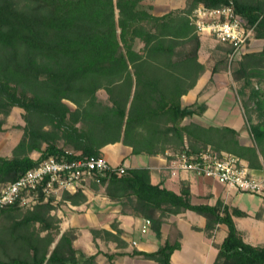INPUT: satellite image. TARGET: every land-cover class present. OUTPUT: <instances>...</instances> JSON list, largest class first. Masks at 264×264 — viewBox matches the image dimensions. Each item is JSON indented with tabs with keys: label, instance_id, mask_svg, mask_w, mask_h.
Wrapping results in <instances>:
<instances>
[{
	"label": "trees",
	"instance_id": "trees-1",
	"mask_svg": "<svg viewBox=\"0 0 264 264\" xmlns=\"http://www.w3.org/2000/svg\"><path fill=\"white\" fill-rule=\"evenodd\" d=\"M201 4H232L252 37L264 39V0H187L185 8L163 15L153 14L147 0H0V115L20 107L25 121L13 156L0 154V184L47 158L103 155L102 148L116 142L132 147L133 154L157 156L169 147L173 155L184 150L187 138L194 152L211 146L264 168V45L245 52L231 71L241 82L236 92L252 146L241 144L233 127L184 123L206 109L182 99L209 69L199 59L202 40L190 18ZM218 48L212 73L224 71L233 53L231 44ZM100 185L124 213L150 220L157 237L166 216L187 210L206 218L208 235L225 223L228 233L213 264H264V243L245 241L234 221L246 212L221 200L194 204L186 182L177 193L152 183L149 167H126L92 183ZM40 195L31 209L19 203L0 209V264H97L96 255L74 246V227L61 233L53 196ZM62 199L78 204L86 196L81 188L65 191ZM180 247V240L166 241L155 251L133 254L172 264Z\"/></svg>",
	"mask_w": 264,
	"mask_h": 264
},
{
	"label": "crops",
	"instance_id": "crops-1",
	"mask_svg": "<svg viewBox=\"0 0 264 264\" xmlns=\"http://www.w3.org/2000/svg\"><path fill=\"white\" fill-rule=\"evenodd\" d=\"M173 1L176 2L174 6ZM147 3L152 5V12L155 15H163L173 9L187 6V0H147ZM255 40L261 42V47L256 49L259 51L264 45V39L255 38ZM201 52L202 45L199 51L200 61H202ZM209 70L205 71L195 87L182 98L185 105L196 102L206 104L205 111L193 115L191 120L203 125L233 127L240 133L241 144L252 146L254 142L247 127L241 100L236 91L229 89L230 76L222 71L212 73ZM221 76L226 77L224 84L220 83L219 77ZM236 107L242 117L239 124L238 119L232 117L234 113H238ZM232 121L233 124L230 125ZM102 153L113 164H123L125 167H149L152 183L162 182L163 186L177 193L180 192L182 183L186 182L190 186L194 204L214 205L221 200L231 208H239L246 212V215L234 216V221L245 241L253 245L264 243V193L249 194L262 197L260 198L262 200L260 209L255 210L248 205L234 203L235 189L214 179L201 177L192 172L173 173L167 168L166 154L146 155L148 161L143 163L144 165H135L129 164L126 158L128 155L134 157L141 156V154H133L132 147L122 142L107 144L102 148ZM157 159L159 163L155 164ZM260 160L263 162L262 155H260ZM253 169L257 171L260 168ZM83 193L86 200L82 203L75 204L70 200L62 199L63 203L57 208L54 207L52 213L60 219L61 233L70 227L76 229L74 246L86 255H96L97 264H110L111 262L115 264H156L154 260L134 255L133 252L135 250L152 252L166 241L175 242L176 240H180L181 247L172 253V264H213L218 253V244L228 233L227 225L219 223L212 235H208L204 231L206 218L195 211L187 210L166 216L161 227V237H157L151 223L147 224V218L124 213L120 203L107 195L104 186L88 185L83 188ZM193 214L198 217L197 222L189 218ZM185 226L200 238L187 239L184 234ZM144 228L146 231H143ZM80 241H83V246L78 244ZM210 251L211 257H208ZM183 255L189 256L190 259H184Z\"/></svg>",
	"mask_w": 264,
	"mask_h": 264
},
{
	"label": "built area",
	"instance_id": "built-area-1",
	"mask_svg": "<svg viewBox=\"0 0 264 264\" xmlns=\"http://www.w3.org/2000/svg\"><path fill=\"white\" fill-rule=\"evenodd\" d=\"M190 18L196 31L209 33L219 42L231 44L232 54L239 52L253 33L252 29L244 27L242 18L232 4L215 8L201 4L194 9ZM80 154L76 152V155ZM167 155L171 156L167 160V168L173 173L192 172L237 191L264 193V168L256 171L233 153L217 151L211 146L194 152L186 143L184 150L174 155L167 151ZM125 171L124 165L113 164L104 155L72 159L50 157L0 188V209L14 203L32 208L39 201L41 193L45 200L65 191L74 193L92 183L101 184L104 177ZM147 224H150V220H147Z\"/></svg>",
	"mask_w": 264,
	"mask_h": 264
},
{
	"label": "rangeland",
	"instance_id": "rangeland-1",
	"mask_svg": "<svg viewBox=\"0 0 264 264\" xmlns=\"http://www.w3.org/2000/svg\"><path fill=\"white\" fill-rule=\"evenodd\" d=\"M176 4V2H172V5L174 6ZM192 15V14H191ZM198 32V31H197ZM198 34L201 37L202 40V52H201V60L203 62H205L207 64V67H209V72L211 71V68L214 66L215 63V59L218 56V52H219V46L222 44L221 42H219L213 35H210L209 33L206 32H198ZM261 47V42L256 41L255 38H253L252 36L248 39L246 45L240 49L239 52L234 53L231 55V57H229V63L227 68L222 71L227 73L230 77L229 79L230 81V87L229 89H232L234 91H236L237 88H239L238 86H240L241 82L236 83L235 80L232 77V70L234 69L237 61L241 58V56L248 51H257L256 49H259ZM221 67H224V65L222 66V64H220ZM211 67V68H210ZM212 74V73H211ZM209 77V76H208ZM220 78V83L224 84L223 82H225L226 77H219ZM209 83L211 81V78L208 80ZM263 89H264V84L262 85ZM101 97H106V94L104 91H100L99 92ZM237 108V107H236ZM236 110H238V113H234L232 115L233 119H238V124L241 123L242 121V117L240 115L239 109L237 108ZM23 109L20 107H14L11 111V113L6 116V117H2V115H0V117L4 118V123H3V130H0V154L7 156V157H12L13 156V149L16 146V144L19 142V140L21 139L22 135H23V125L25 124L24 118H23ZM192 121L191 117H187L184 120V123H188ZM233 124V121L231 122L230 125ZM241 125V124H240ZM184 143L188 144V140L187 138L184 139ZM169 147L166 151V157L169 156L167 155V151L169 153H173V148ZM33 158H37L39 156L38 152H33L31 155ZM168 158V157H167ZM126 161L130 164H135V165H144L143 163L148 161V158L146 157V155H142L141 156H132V155H128V157L126 158ZM155 164L159 163V160L157 159L155 162ZM154 165V164H153ZM5 183H1L0 184V188L2 186H4ZM234 193V197L236 198V200H234V203H238L240 205H248L250 208L252 209H260L261 204H262V200L260 198L259 195H249L251 193H247V192H241V191H237ZM64 193V192H63ZM63 193H59L58 196H60L59 198L56 195H53V199H52V204L54 205V207H58L62 202V195ZM255 194V193H252ZM259 196V197H256ZM33 208V207H32ZM23 209H31L30 207H23ZM25 211V210H23ZM189 218L192 221L197 222L198 217L196 215H190ZM184 234L185 237L190 238H200L199 235L194 234L193 232L190 231L189 227L187 228L186 226L184 227ZM79 245L83 246V241H80L78 243ZM185 258L184 259H190L189 256L187 255H183ZM211 257V251L209 253V256Z\"/></svg>",
	"mask_w": 264,
	"mask_h": 264
}]
</instances>
